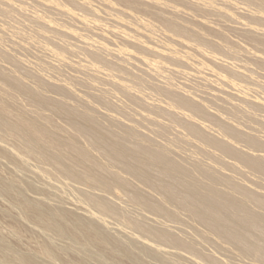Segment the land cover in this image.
<instances>
[{"label":"bare ground","instance_id":"1","mask_svg":"<svg viewBox=\"0 0 264 264\" xmlns=\"http://www.w3.org/2000/svg\"><path fill=\"white\" fill-rule=\"evenodd\" d=\"M28 1L31 0H27V2ZM34 1L35 9L43 10L45 12L44 15H39L37 12H34L35 10H29L24 1L18 4L14 0H0V11L5 13V15L9 16L11 19L16 20L20 23V28H18L16 31V34L20 38H27V40L30 39L32 42L36 43L42 40H53L55 42L56 46H54L56 48L47 49L46 52L51 51V53L56 56L52 58H58V64L61 63L62 66L68 64V62H70H67V60H69V56L71 60L73 59V57L74 59H76L77 57L79 58L80 56L75 55L80 54L81 61L77 63L80 58L77 59L78 61H75V63L77 64H73V67L76 69L77 76L78 72L85 78H81L80 76H71L70 79L74 81V86H77V84H79L83 86L82 88H86V92L85 94L81 93L82 95H80V93L77 94L78 92L76 93L75 89H73V83H59L62 81V76L61 81L58 79V81L55 82L52 81L53 76H50V74L48 73H45V75H49L52 80L49 78L46 79L47 76L43 78V73H41V76L39 72L38 73L40 76L31 75L29 72L33 70H31L32 66L30 68V71L26 69L27 66L23 68L24 70H22L21 63L18 60L19 58H16L20 55L18 56L14 54L16 56L15 57L14 55L10 54L11 52H8V50L10 49L9 46H11L10 44L9 46L7 45L9 49H5L0 46V164L3 163L4 166H10L8 167L10 168L8 169L10 170L8 171V173L5 169L4 171H2L3 168L1 169L0 167V198L2 197L3 200L5 199L9 203L8 205V203L4 202L5 207L8 206L5 208L3 207L4 204L0 202V204H2L0 205L2 207H0V216L2 219L4 218L7 220H5V223L7 225L9 223L8 227L6 226V224H4L6 227H3L2 224H0V264H151L152 262L150 263V260L148 261V259L154 260L155 262H157V264L183 263H181L180 259L182 258V261H184V256H177V258L179 257V260H176V257H174V255L169 258L172 253L168 252L169 249L167 251L165 248L160 247L161 243L165 245H172L173 248L175 247L177 249H187V252H190V254L191 252L201 254L202 251L199 250L201 247L198 248V246L196 245V241H188V239H184L181 235L177 236L178 233L174 234V230H168L169 227L167 226L168 228H166V225L164 226L165 228L158 226V228H155L156 226L150 227L148 223L146 224L144 222L145 219H142V222H140L141 219L139 217L138 218L140 219V221H138V218V220L136 218H134L135 220L132 219V217L128 215L127 211L125 210L126 207L123 206V209L120 204L119 206L118 204H116L117 201H115L116 203L110 201V197H105L107 196V194L102 196L100 194L97 195L99 191L97 193L95 191V193L93 192L94 189L98 188L104 189L105 193L109 192L108 194L110 195L113 193L114 198L116 196L115 200H118L120 198L122 199L119 194V192L121 191L122 196L123 194L125 196L127 195L126 197H128L127 199L130 201L129 203H134V206L135 203L139 204L143 207L142 209L148 211V213L150 212L154 214L156 218H168L171 222H177L178 220L180 221L183 218L180 217L181 213L179 214L178 212V209H181V211L183 210L186 214H188L187 217L183 214L187 218V220L190 217L194 219V221H198L202 226L206 227L210 231V233L213 234V236L214 234H216V237L217 235L220 236L224 239V241L226 240L227 243H233L235 246H237L236 248L241 252V254L243 253V255L247 254L249 256L253 255L254 258L256 257L257 260H259L258 263L264 264V189L262 188V186H259V190L261 188L263 191H256V189L254 188L251 190L245 187L246 185L244 186L237 182V180H235V178L237 179V177L234 178L233 176L227 174V171H229L227 170V168L232 169L237 165L239 166L240 164L242 167L239 166L235 168H240L241 170L235 169V171H233V174L237 173L236 176H239L238 178H240L242 174L244 175L245 172L243 173V171L248 168L250 170V173L253 172L252 175L255 174L253 176L257 177V179H254L256 180V183L260 182H257L258 180H261V183L264 180V154H258L259 152L257 154H255V152L253 153V151L264 152V115L260 114V116L262 117L258 118L253 114H258L256 113L258 111L257 109L256 112H253L255 110L254 108L259 107V110H261L260 108L263 106L262 101L264 98L263 95L261 97V94H264V86L263 88L260 87V89L257 88L256 90L257 92L259 90L263 92H260V96L258 95V97L262 98V101H260V98H258L259 100L256 101H252L251 98V100L249 101L246 98L247 96H245V93L243 94V92H241V94H243L244 96H241L242 98H238L240 95H235L236 91L233 92L234 94L232 95L235 96V98H231L232 96L230 95L229 99H227L228 96L226 97L227 94L225 93L224 99L223 97L222 99L220 97L221 100H219L218 95H221L222 92L221 90L219 91L220 93L217 91V95L215 91L214 94L218 96L215 97V95L213 94V90H215V87L212 90L210 86H205L206 88H210L212 90L213 95L210 93V89H208L207 92L209 93V95L207 93H203L206 92V90L203 89L204 86L202 85H205L206 82L209 83V81H206L204 83L203 79V84L199 80L197 82H200L201 90H205L201 91L203 94L202 95L200 91L196 90L199 87L198 84L197 86L195 84L196 80L202 75V69L200 67L203 68V65H201L200 67H198V69H201V75L198 74L199 71L197 67L194 69H190L191 72L189 71V74H194V76H196L195 73L198 71L197 75H200L198 78L196 77L197 79L194 77L195 83H193L195 87H197L195 88V90L202 95L201 97V95L198 93L200 98L197 97V99L194 98L196 97L195 95L197 93H191L192 95H194V97L192 95L190 96L189 94L190 92H196L195 90L193 91L194 88L192 89V91L190 89H186V91L183 89L186 94L182 93L183 91H180L182 90V86L180 85H183L181 84L183 77L181 81L176 79L180 82L179 87L176 86L178 84L173 83L175 82V72L174 70L171 71L172 69L170 70L167 67L172 72H170V77L164 74L168 83H165L167 81L162 75L161 77L165 79L163 81H165L164 83L168 85H166L165 87V84H163L161 80L160 82L164 87L162 86L163 88H161L160 86V88H158V86L156 87V85L158 84L154 83V89L157 91L159 96L158 102H150L148 101L150 99H147L145 97V99L148 101V103H145L146 100L143 101L142 97L138 96V93L136 95L134 90L136 87H138V85L140 88L147 78L142 77V75L137 73H131L124 65L126 64L125 60L128 59L127 61H129L131 57L133 59V57L136 56L135 54L137 53H133V50H138L137 52L140 54H144L146 52L145 56H148V52L156 54L160 57L159 60L170 59L174 61H182V63H185L186 65L188 63L185 62L186 60H192V63H194L198 58L197 54H200L207 60L216 63L217 57L215 56V58L213 54L209 55L207 54L208 51L206 52V50L210 48L226 54L225 57H228L229 55L228 59H230L231 56V58H237V62L240 59L242 62L244 61L243 64H239L241 63L239 62L238 65L236 61H233V58L232 60H230L231 62H227L228 60L226 61V58L225 61L228 64H226L224 67L227 70L222 71L224 70V67L222 69L219 66V69H222V73L227 71L229 72H227L228 74H226L228 76L231 75L232 80L233 78H237L238 76V79H241L240 77L245 78V73L247 74L249 69L251 71L250 67L253 66L263 67L260 71L263 72L264 55L262 56L261 54H256L255 49L259 48L262 54H264V0H240V3L243 2L242 4L246 6L245 10L242 7V10H244V12L246 11V15L243 16H246V18H248L247 20H244L245 17H241L244 21L240 18V15L242 14L239 13V15H237L236 13V11L240 9L239 0ZM218 1L220 3L222 2L224 7H222V4L220 5ZM218 4L221 7H218ZM224 9L228 11H225ZM78 10L83 12V14H79L77 12ZM101 13L112 17L114 19L113 21L117 24V27L120 25L121 28H125L124 31L116 32L115 29V32L113 31V29L111 31H113L112 33L114 37L118 39L120 38L119 42L120 40L123 41L122 43H120V45L122 44L121 46L124 45V42L125 44L128 43V45H133L128 46L131 50L127 49L128 47L125 48L124 46L118 49L116 48L118 46H114L117 50H115L114 47H112L113 49H111V47L109 46L112 44H108L109 46L106 45L108 41L104 44L93 39L94 37L92 38V40L86 36L87 33L84 30L83 32H85V36H82V31H80V34L78 33V29L88 28L90 22H92L91 20H94L95 16L100 15ZM144 15H146L147 17H145ZM0 18L2 19L3 17ZM98 19L99 18H96V20ZM245 21H247L248 23ZM0 23L2 25V22ZM108 24L109 23H107L106 26H108ZM95 25L99 29H103L106 27L104 23L103 25L105 27H102V24L100 25V22L99 24L96 23ZM28 26L31 28V31L35 29L33 30L35 34L32 33L34 35L30 36L31 32L29 36L28 34H26L27 30L24 28ZM7 27L5 28L7 29L6 33H8ZM1 28L3 29L4 25ZM10 28L13 29V27ZM2 29H0L1 32ZM14 30H12L13 33H15ZM13 33H11L12 36ZM98 33L99 35L101 34L100 32ZM158 33L162 34L160 36L164 35L167 39V42L169 41L170 43L162 49H158L160 48L158 46V48L156 46H153L155 41H159L160 37L157 36ZM228 33L229 37L231 34L230 38L228 37ZM88 34L90 35V33ZM232 34H234L235 36ZM236 36L237 38H240L239 40L243 39L248 45L257 48L248 46V48H252L250 49V51L252 50V53L248 50L247 47H244L245 45H242L244 41H239L241 44L234 43V41H238ZM2 38L4 39V37ZM142 38H145V40H143ZM3 39H1V41ZM23 39L20 40L24 41ZM113 40L114 38H112L111 42H113ZM146 40H149V43L150 41H153L152 46L146 44ZM53 41L51 42L53 43ZM3 42L2 45H4L8 41ZM173 42L174 44H179V46H182L183 49L186 50L177 52L176 50L178 48L172 44ZM79 43L81 44L79 45ZM19 44L20 42L17 45ZM23 44L25 45V43ZM113 44L115 45L114 42ZM24 45H22V47ZM41 45L39 46L41 47ZM15 46L16 45H14L13 47L15 48ZM54 46L51 45L50 48ZM132 47L135 48L132 50ZM30 48L32 49V47ZM213 50L211 52H213ZM39 52H37L39 54V56H37L38 58L41 57L42 51L41 53ZM46 52L44 53L45 55ZM194 52L196 55L195 57H197L196 59L194 57ZM257 53H259L258 50ZM48 54H50V52L47 53V57L49 56ZM72 55L74 56L71 57ZM50 56L48 58H44L43 56V58L48 59V62L51 63L50 59L52 60V58H50ZM141 56H143L142 58L144 59V55ZM55 59L54 62L57 61ZM199 59L201 58L199 57ZM221 60H224L223 57L218 61L220 62ZM133 61L138 60L135 59ZM40 62H42V65L37 64V66H49L46 60V63H44V60ZM144 62L150 65V69H152L151 66L156 68L160 72L167 69L164 68L166 67L164 65V67L162 68V66L154 64L153 61H151L153 63L149 62V59L144 60ZM233 62L238 65L236 67L247 69V72L244 71V73L242 70H239L240 68L237 70H235L234 67L231 68V65L229 63L233 64ZM130 63L132 62H127V66L129 65L128 67L132 69L130 67ZM197 63H199V60L197 61ZM37 66H35V68ZM70 66L69 67L72 69V63ZM29 67L30 66H28L27 68ZM42 67L39 66V68ZM63 68L68 69L67 66H63ZM52 69L57 71L59 70L58 67H52L51 70ZM213 69L214 67L211 71H213ZM215 69L217 68L215 67ZM215 69L214 71H217ZM182 70L184 71V68ZM192 70H195L196 72L192 73ZM158 71L156 73L160 76V73H158ZM252 71L254 72L253 68ZM178 72L179 71H177V73ZM51 73L53 74L54 72ZM115 73H118L121 77L120 81H113L116 79V77L112 78L113 80L111 79L112 75ZM141 73L146 74L147 70ZM186 73H188V71ZM56 74H54V78ZM60 74L61 73L57 74L58 77L60 76ZM72 74L74 75V72ZM183 74L185 77L188 76L187 74L185 75L184 72ZM205 74L207 73L205 72ZM214 74L215 72L213 73V75ZM249 74L250 72H248V75ZM64 75L65 73H63V78L67 76ZM150 75H152V72L151 74L149 73V77ZM172 75H174V78L172 77ZM252 75H254V73ZM263 75L264 74H262V76ZM228 76H224L225 82L227 78L231 79ZM262 76L260 77L259 73V77L262 78ZM157 77L158 76L156 75L155 78ZM201 77H203V75ZM253 77L249 76L248 81L250 82L251 78L253 79L252 81L255 82L256 80L258 82L261 81L257 79L258 77L256 79V76L254 78ZM151 78H149L148 81H150ZM171 78H173L174 80ZM246 78L242 81H246L247 83ZM129 79H132V84H129L125 81H129ZM207 80H209V78ZM111 81L114 82L119 91H121L123 97L122 103L124 100V94L126 96L125 98H128L125 100H129V102L131 101L129 104L138 103L139 106L141 104V106L146 109V112H144L145 109L142 107L143 114H147V109H149L150 111L157 114L160 118H166L170 122H168L167 120L166 124L164 123V121L166 120H159V118H155L156 115L155 117H152L151 114H144V116H139L138 114L136 118H134L135 116L133 118L130 117L134 121H138L139 116L140 121L144 120L143 122H146L149 131L146 132V130L144 129L145 131H142V133L140 131L141 129H138V126H140L139 122V125L136 126L135 124L137 123H128L129 119L127 118V122H125L121 118L119 119V117H117V119L113 116L114 113L108 115H106L107 113L105 115L97 114L95 112L97 110L94 109L95 103L108 105L107 109L108 111H111V109H109V106L112 107V105L110 104L111 101L107 99H109V96L110 98L112 96H108L110 90L103 92L102 90H100L101 87H98V89L100 88V91L97 92L95 89L96 85L103 82H108L106 83V85H110L109 82ZM151 81L150 83H153ZM215 81L213 80L212 82ZM223 81H220V83H223ZM255 82L253 84H249H251V86L253 87L254 84L256 85L257 83ZM185 83L186 80L184 81L183 88H188L189 86L186 87V85L192 84ZM216 83L214 85H216ZM228 83H231V81L229 82L228 80ZM236 84L238 83L236 82ZM239 84H242L240 83V80ZM222 85L224 84H221V86H219L222 87ZM229 85H227L226 89L234 88L235 83L234 86L233 84H231L233 87L231 85V87H229ZM243 86L244 85H242V89ZM256 86L261 85L259 84ZM224 87H226V85ZM77 88L79 89V86ZM142 88L144 87H141L140 89ZM148 88L149 87H147V91H152L151 88L150 90H148ZM155 90L153 91L154 93H156ZM111 91H113V89ZM138 91L140 90L138 89ZM250 92L253 93L252 90ZM114 93L115 92H113L112 94ZM151 93L148 92L147 94H149L150 96L154 94ZM229 94H231V92ZM114 96L117 97L116 95ZM112 99L113 98H111L110 100ZM209 99H216L217 101H219V103L216 104L217 106L212 105L213 103L211 101L212 106H209V109L215 111L214 107L216 109L218 108L217 111L213 113L211 110H208V105L210 103H207L210 102ZM232 99L236 101L242 99L241 102L246 106L241 105L242 103H237L238 101H232ZM119 103H116L115 105L118 104V107L120 105L123 106L122 103L120 105ZM125 103L128 106L127 102ZM138 104H136V109L137 107H139L137 106ZM104 105L103 109H105ZM121 106L119 108V111H127V108L125 109V107ZM133 106L134 104H132L131 108L129 105V108L134 109ZM100 111L102 110L100 109ZM115 111L116 110H114V112ZM137 111H135L134 114L139 113L141 109L139 108V110ZM263 111L261 110L260 113H262ZM131 112L133 113L134 111L130 110V112L126 113L131 114ZM117 113L119 114V112ZM222 113H224L225 116L222 115ZM120 114L123 115L124 113ZM226 114H228L229 116L227 115L228 117H226ZM124 116L127 115L124 114ZM141 116H143V120L140 119ZM58 118H62L65 121V124H62L63 122L60 123L58 121ZM133 120H131V122ZM243 120L250 121L249 126L247 125L248 131H246V128H242V126L245 123L248 124V122H242L243 125L241 123L238 124L239 121ZM251 120L254 123H251ZM121 121L128 124H123ZM142 125L144 124H141V126ZM245 125L243 127H246ZM214 127L218 129V134H214L213 130V133L211 132V128ZM178 129H181L179 130L181 131V134ZM259 130H263V134H261V132L258 135L257 132H259ZM174 131L177 132L175 137ZM144 132H146L147 134ZM182 132L183 134L185 133V136H181ZM148 133L155 134L156 136L158 135L157 138L161 136L165 138V141L163 142L162 140V142H159L161 140L157 141V138H153V136H150ZM172 133H174V135ZM171 134L172 137H169L171 136ZM190 139H196V141L200 142L201 145L197 146V143H195L196 141L192 142ZM191 142L193 147L197 146L195 148V152H193L192 154L193 156L195 155L196 158H194H198V160H193L190 159V157L186 158L182 156L184 148L189 146ZM194 144L196 146H194ZM9 145H11L12 147H10ZM192 145H190L191 149ZM239 145H246L247 147H249V150H252V152L242 150ZM210 148H213V152ZM214 150L217 151L219 155L216 154ZM187 154L185 153L184 156H186ZM205 156L214 159V164L210 163L209 161L208 162L210 163V165L209 163L205 164V161H202V163L199 159L200 157ZM226 156L233 158L235 160L234 161L232 159L233 162L237 164L234 165V163L230 164L231 162H226L227 159H223V157ZM26 157H29V160L32 159L36 164H46L49 165L48 167L51 166L54 171L50 168L48 169L61 175V177H65L66 180L68 179V182L71 181L72 184L75 183L78 185H83V187L85 186L86 188H83L74 184V188L76 187L75 190L78 189L83 195V197L81 196V198L79 199L83 198L82 200L85 201L84 204H86L87 207L92 206L94 210L100 214V216L96 213L91 212L88 209L89 207L87 208L80 203V207H78V210L66 206L67 204L64 203V201L66 200L58 196V193L54 194V191L50 189L51 187L47 186L48 181L46 182L45 187L42 186L44 184H41L39 187H42L38 188L32 182L34 181L33 179L31 181L27 179L28 176H24L28 173H31L32 178V172H30L32 168H30ZM40 167L44 166L40 165ZM36 168L37 167H35V169ZM45 168L46 166L44 167V169ZM225 168L227 170L226 173L223 171ZM243 168L245 170H242ZM33 169L32 171L35 170ZM248 169L246 172H248ZM50 170H45L47 171V173L49 171L48 175H51L50 173H52ZM239 170L242 171V173L239 172ZM37 171L34 172L35 177L36 175H38V177L43 178L44 176L42 174L44 171L42 170L43 172L41 173ZM4 172L6 173L4 174ZM17 172L22 173L25 178H21L22 176L20 177V175H17L19 174ZM247 174L248 173H246L244 176L247 177ZM241 178L243 179L244 177ZM40 180L38 179V181ZM244 180L248 179L244 178ZM43 181L44 180L42 179V182ZM51 182L52 181H50V183ZM63 183L65 184H63L64 186H67L66 184L70 185V182ZM57 187L53 186V188ZM60 189L62 188L60 187ZM148 190L150 191L148 192ZM27 191H33L38 194V196L33 197L35 196L34 194L32 197H29V193ZM152 191L153 193L155 192L156 194H158V197L154 195L155 193L152 194ZM122 192L125 193L122 194ZM53 196L56 197V203H51V199ZM124 197L123 199H125ZM121 202L123 203V201ZM126 204L127 203H124V205ZM173 207H175V209L178 211H176ZM135 214H138V212ZM101 215H103L104 217L109 216V218L111 219L114 218L113 221H120L121 223L118 222V224H121H119L120 227L128 226V228H132L133 231L135 230L134 232L137 231L139 232V234L141 233L143 237L146 236L154 240V244L151 242L152 240L148 238L138 239V235L136 237V235L134 234V238L133 236H130L132 237V239H129L130 241L123 240L124 238L112 234L109 229L110 227H108L109 223L112 224L111 221L109 222V220L105 219ZM148 218L152 219L151 216ZM154 219H152V222ZM152 222L150 221L149 224L151 223L153 225ZM181 222H179V224ZM186 222L187 221H184L185 224ZM190 222L187 223L191 225L193 221L192 223ZM159 225L162 224L159 223ZM117 229L119 233V229L121 231L122 228ZM123 231L125 234L126 231ZM177 231L175 230V232ZM180 232H183V230H180ZM198 232V235H200L201 233V237H203L205 234L200 231ZM27 235H29L30 237H27ZM26 237L28 238V240L30 238V243H25V245L29 244L28 246L24 245V239ZM157 241L160 243V246H158V244L155 245V242L158 243ZM220 242L222 241H219V243ZM197 244L201 246L200 242ZM206 246L210 245L206 244ZM203 248L204 247H202V249ZM212 248L215 249V247ZM214 249L212 251H214ZM232 251L233 248H231V252ZM179 252H177L176 255H178ZM240 252L236 251V253H239V255ZM207 255L209 256V253ZM247 255L245 256L246 258ZM172 258H175V260ZM211 260H213L212 257ZM242 262L244 263V261Z\"/></svg>","mask_w":264,"mask_h":264},{"label":"rangeland","instance_id":"2","mask_svg":"<svg viewBox=\"0 0 264 264\" xmlns=\"http://www.w3.org/2000/svg\"><path fill=\"white\" fill-rule=\"evenodd\" d=\"M14 1H16L18 4H20V2H23V1H24L25 5H27V7H28L29 10H31V11H34V10H35L34 12H37L39 15H44V14H45V12H44L43 10H36V9H35V1H34V0H31V1H28V2H27V0H26V1H25V0H14ZM26 3H27V4H26ZM218 3H219L220 5L222 4V2L220 3L219 1H218ZM242 3H243V2L240 3V0H239V4H240V5H239V8H240V9H238V10L236 11V13H237V15H239V13L242 14V15H240V18H241V17H243V18L245 17L244 20H247L248 18H246V16H243V15H246V11L244 12V10L246 9V8H245L246 6H245L244 4H242ZM219 4H218V5H219ZM241 4H242V5H241ZM220 5H219L218 7H221V6L224 7L223 4H222L221 6H220ZM240 6H241V7H240ZM242 7H243L244 10H242ZM224 10H225V11H228V10H226V9H224ZM242 11H243L244 14L242 13ZM252 11H254V10H252ZM39 12H40V13H39ZM77 12H78L79 14H83V12H81V11H79V10H78ZM101 16H102V17H101ZM103 16H105V17H103ZM144 16L147 17L146 15H144ZM0 17H3V18H2L3 21H2V19L0 18V20H1L0 22H2V25H1V23H0V29H2L1 27L4 25V28L2 29V32H1V30H0V34L3 33L4 31H5L4 33H6V30H7V29H5V28H6L7 26H9V27H7V28H8V31H7V32H8L9 34H8V33H6V34L3 33V34L0 35V38H1V39H3L2 37H4V39H3L2 41H1V39H0V46H2V48H5V49H6V48H8L9 44L11 45V46H9L10 49L8 48L9 50H8V49H7V50H8L9 53L11 52V53H10L11 55H14V54H15V55H18V56L20 55L19 57H16L15 55H14V56H15L16 58H19L18 60H19L20 63H21V68H22V70H24V69H23L24 67H26V66H27V67L30 66L29 68L26 67V69H27L28 71H30V68H31V66H32L31 70H32V69H33V70L29 72L31 75H34V76H37V75L40 76V75H41V76H42L41 73H43V78L47 76L46 79H48V78L51 79L50 76L52 75V76H53V78H52L53 80H52V79H51V80H52V81H55V82H57L58 79L61 81V76H62V81L59 82V83H65V82H71V83H73V82H74V81H72V80L70 79V77H71V76H77V75H76V69L73 67V64H77V63H79V62L81 61V55H80V54H76V55H75V56H80V57H79L80 59H79L78 57H77V58L75 57L76 59H74V57H73L74 55L71 56V57H73V59H71V60H70V58H69L70 56L68 57L69 60H67V62H68V61L71 62L72 60L74 61V63H73V61L71 62V63H72V69H73V71H72V69L70 68V67H71V66H70V65H71L70 62H68L69 65H68V64L63 65L64 67L67 66L68 69H69V68H70V69H69V70H68L67 68L64 69L63 66H62V64H61L60 62H59L60 64H58V60H57L58 58H56V59L54 58L55 60H57V61L54 62V59H53L52 57H54L55 55H54L53 53H51V51H47V52H46L47 49H55V48H56V47H55V46H56V45H55V42H54L53 40H51V41H53V43H52L51 41H49V40H45V41L42 40L43 43H42V41H40V42H41V44H44V45H41L40 42H37V43H36V42H32L30 39L27 40V38H24V39H23V38H20V37L16 34L17 29L20 28V23H19L18 21H16V20L11 19L9 16L5 15V13H3V12H1V11H0ZM108 17H109V18H108ZM145 17H144V18H145ZM96 18H99V19L96 20ZM107 18H108V22H107ZM197 18H198V17H197ZM199 18H201V17H199ZM10 19H11L12 21H11ZM92 19H94V18H92ZM103 19H105L106 22H105V20H103ZM241 19H242V18H241ZM8 20H9V21H8ZM113 20H114V19H113L112 17L107 16V15L101 13L100 15L95 16V19H94V20H91L92 22H90V25H89L88 28H86V29H84V28H80V29H82V30L78 29V30H79L78 33L80 34V33H81L80 31L83 32V30H84L87 34L90 33V35H89V34H88V35L86 34V36L89 37L90 39H92V38L94 37L93 39H95V40L98 41V42L104 43V44H105V42L108 41L106 45H108V44H112L113 46H112V45H110V46L108 45L109 47H111V49H113L112 47H114V46H115V47L118 46V47H116L117 49H118V48H122L123 46H124L125 48H127L128 46H133V45H131V44L128 45V43L125 44V42H124V45L121 46L122 44L120 45V43H122L123 41L120 40V42H119V39H120V38L118 39V38H116V37L113 36V33H112V32L114 31V29H115L116 32L124 31V30H125V28H124V27L121 28L120 25L117 27V24H116ZM242 20H243V19H242ZM244 20H243V21H244ZM94 21H95V22H94ZM249 21H250V20H249ZM99 22H100V25L102 24V27H103L104 25L106 26L107 23H109L110 26H109V24H108V26H106V27L104 26L105 28H103V29H99V28H97L96 25H95L96 23L99 24ZM245 22H247V21H245ZM5 23H6V24H5ZM17 23H18L19 25H18ZM103 23H104V25H103ZM105 23H106V24H105ZM113 23H114V24H113ZM247 23H248V22H247ZM14 24H15V25H14ZM214 24H215V23H214ZM92 25H93V26H92ZM10 27H13V29L10 28ZM95 27H96V28H95ZM90 28H91V29H90ZM117 28H118V29H117ZM123 28H124V29H123ZM10 29H12V30L15 29V30H14L15 33H13V31L10 30ZM24 29L27 30V33H26V34H28V36H29L30 32H31L30 36H32V35L35 34V32L33 31V30H35V29L32 28L33 30L31 31V30H30L31 28H30L29 26L26 27V28H24ZM112 29H113V31H111ZM116 29H117L118 31H117ZM26 30H25V32H26ZM103 31H105V32H103ZM115 31H114V32H115ZM127 31H128V30H127ZM10 32L13 33V36H12V34H11ZM85 32H83L82 36L85 34ZM94 32H95V33H94ZM98 32H100L101 34L99 35ZM32 33H34V34H32ZM94 34H95V35H94ZM105 34L108 35V36H106ZM158 34H159V33H158ZM158 34H157V36L160 37V38H159V41L157 40V42L155 41V43L153 44V41H150V43H149V40H148V41L146 40V44L151 45V46H152V44H153V46H156V47L158 46V47H160V48L157 47L158 49H162V48L166 47L168 44H170L169 41L167 42V39L165 38L164 35H163V36H160V35H162V34H161V33H160L159 35H158ZM6 35H7V36H6ZM91 35H92V36H91ZM97 35H98V36H97ZM104 35H105V36H104ZM232 35H234V34H232ZM9 36H10V37H9ZM15 36H16L17 38H16ZM84 36H85V35H84ZM90 36H91V37H90ZM100 36H101V37H100ZM102 36H103V37H102ZM234 36H235V35H234ZM7 37H8V39H10V40H8ZM104 37H105V38H104ZM162 37H163V39H162ZM228 37H229V33H228ZM230 37H231V34H230ZM230 37H229V38H230ZM232 37H233V36H232ZM102 38H104V39H102ZM110 38H111V39H110ZM112 38H114L113 42L115 43V45L113 44V42H111V41H112ZM233 38H234V37H233ZM236 38H237V36H236ZM20 39H21V40L23 39L24 41H21ZM93 39H92V40H93ZM142 39L145 40V38H142ZM160 39H161L162 41H161ZM165 39H166V40H165ZM234 39H235V38H234ZM234 39H231V40H234ZM239 39H240V38L238 37V38H237L238 41H236V42L234 41V43L241 44L239 41H241V42L244 41L243 39H242V40H239ZM11 40H12V42H11ZM17 40H18V43L20 42L19 45H17V44H18V43H17ZM163 40H164V41H163ZM231 40H230V41H231ZM3 41H5V42L8 41L9 43L6 42L4 45H2V44L4 43ZM46 41H47V42H46ZM2 42H3V43H2ZM44 42H46V43H44ZM48 42H51V43H48ZM166 42H167V44H166ZM232 42H233V41H232ZM11 43H12L13 45H12ZM23 43H25V45H24ZM244 43H246V42L244 41L243 44H242L243 46L245 45L244 47H247V48H248V46H250V45H248L247 43H246V44H244ZM26 44L28 45V47H27ZM33 44H34L35 46H34ZM46 44H48V45L51 44L52 46H54V45H55V46L52 47V48H50L51 45L48 46V45H46ZM80 44H81V43H79V45H80ZM116 44H117V45H116ZM155 44H156V45H155ZM164 44H166V45H164ZM172 44L175 45V46L178 48V49H177V48L175 47V48L177 49V50H176L177 52H178V51H185V50H186V49H183L182 46H179V44H177V43L174 44V42H173ZM5 45H6V46H5ZM7 45H8V46H7ZM14 45H16L15 48L13 47ZM22 45H24L25 48H24V46L22 47ZM30 45H31V46H30ZM39 45H41V47H40ZM161 45H162V46H161ZM17 46H18V48H17ZM19 46H20V47H19ZM46 46H47V47H46ZM30 47H32V49H31ZM42 47H44L45 49L42 48ZM115 47H114V49H115ZM250 47H253V46H250ZM0 48H1V47H0ZM134 48H135V47H132V50H133ZM253 48H257V47H253ZM39 49H40V50H39ZM117 49H115V50H117ZM127 49H129V47H128ZM209 49H210V48H209ZM209 49H207L206 52L208 51L207 54H209V55L213 54L214 57H215V56L217 57V59H216L217 62H216V63H213V62L207 60L204 56H202V55H200V54H197V53H196V54L198 55V56H197L198 58L195 57V56H196V55H195V52H194V57H195V59L197 58V59L199 60V63H197V61H198L197 59H196V61H195L194 63H192V62H193L192 60H186L185 62H188L187 65H186L185 63H182V61H174V60H170V59H168L169 61H168V60H162V59H161L162 61H166V62H162L161 60H159L160 57H159L158 55L148 52V56H147V55L145 56V53H146V52H145L144 54H143V53L140 54V53L137 52L138 50L136 49L137 51L133 50L134 52H133V51H131V52H133V53L136 52L137 54H135V55H136L137 57L135 56L136 58L133 57V59H132V57H131V58L129 59V61H127L128 59L125 60L126 64H124V65H125V67L128 69V71H130L131 73H137V74L142 75V77L147 78L146 81L144 82L145 86H144V84H142V86L140 85L141 87H144V88L140 89L141 87L139 88V85H138V87H136L135 90H134V92L136 93V95H137V93H138V96L142 97L143 101L146 100V99H145V97H146L147 99H148V98L150 99V100H148V101H150V102H152V101H153V102H156V101L158 102V100H159V96H158L157 91L154 89V87H155V86H154V83H155V84H158V85H156V87L158 86V88H160V86H161V88H163L164 86L166 87V85H168V84H165V83H168V81H167V79H166V77H165L164 74H166V75H168V77H170V75H171V73H172L171 71H173V70H174V72H175V74H174V75H175V82H173V83H174V84L177 83L178 85H176V86H178V87H179V85H180V82L177 81V80H180V81H181L182 77H183V79H182V81H181V82H182L181 84L184 85V81H185V80H186V83H190V84L192 83V84H193V83H195V78H196V77L198 78V77L202 74L203 77H201L202 75L200 76L201 78L199 77L201 80H200L199 78H198V79L196 78L197 80H196V83H195L196 86H197V84H198V86H199L198 89H196V90L200 91L201 94H202L201 91H205V90H206V92H203V93H207V92H208V89L212 88V90H213V88L215 87V88H214L215 90H213V91H214L213 94L215 93V91H216V93H217V91L219 92L220 90H221V92H222V94H223V96H222V94H221V95H218V93H217V95H218L219 97H218L216 94H214L215 97L217 96L219 100H221L222 97H223V99H224L225 93L227 94L226 97L228 96L227 99H229L230 95L232 96V95L234 94L233 92L236 91L237 94L235 93V95H240L238 98H242L241 96H244V95H245V96H247L246 98H247L249 101L251 100V98H252V101L259 100L258 98H260V99H261L260 101H262V98H261V97H262V95H263V98H264V94H261V93H263V92H262L261 90H259V89H260V87L263 88V86H264V83H263V80H264V79H263V78H264L263 76H264V75L262 76V74H264V73H263V72H264V71H263L264 69L262 70L263 72H260L261 69H262L263 67H260V66H256V67L253 66V67H250V68H251V71H250V69H249L248 72H250V74L248 75L247 69H242L241 67H236V66H238L239 64H243L244 61L242 62L241 59H240V60H238V62H237V58H233V57H232L234 62L236 61L237 64H238L239 62H241V63H239L238 65H236V63H234V62H233V64H232V63H229V64L231 65V68L234 67L235 70H237V69L240 68L239 70H242L243 72H244V71L247 72V74L244 72L245 75H246L245 78L247 77V78H246V79H247V83H246V81H242V80L245 79L244 77H240L241 79H238V77H239V76H238L237 78H233V80H232L231 75H230V76L227 75V74L229 73L228 71H227L228 73H227V72H223V73L221 72V70L223 69V67H224L226 64H228V63H226V61L228 60L227 62H231V61H230V60H232L231 56H230V59H228L229 55H228V57H227V56L225 57L226 54H224V53H222V52H220V51H219V52H220V53H219L218 51H215V50H213V49H210V50H209ZM250 49H252V48H248L249 51H250ZM10 50H12V51H10ZM31 50H33V51H31ZM43 50H44V52H43ZM129 50H131V49H129ZM212 50H213V52H211ZM255 50H256V51H255L256 54H259V55L261 54L262 56L264 55V54H262V52L260 51L259 48L255 49ZM257 50L259 51V53H257ZM22 51H23V52H22ZM30 51H31V52H30ZM39 51H40V52H39ZM41 51H42V53H41ZM253 51H254V49H253ZM24 52H26V53H24ZM32 52H33V53H32ZM35 52H36V53H37V52L41 53V57H39V58L42 59V60H40V59L37 57V56H39V54H38V53L36 54ZM45 52H46V55L44 54ZM49 52H50V54H48V55H49V56L51 55L50 58H52V60L50 59V62H51V63L48 62V61H49L48 59H44V58L47 57V53H49ZM214 52H218V53H214ZM250 52H252V50H251ZM192 53H193V52H192ZM252 53H253V52H252ZM255 53H254V54H255ZM43 54H44V55H43ZM215 54H216V55H215ZM24 55H25V56H24ZM141 55H144V59L142 58L143 56H141ZM155 55L158 56V57H156ZM218 55H219V56H218ZM43 56H44V58H43ZM49 56H48V57H49ZM48 57H47V58H48ZM55 57H56V56H55ZM139 57H140V58H139ZM146 57H147V58H146ZM149 57H150V58H149ZM152 57H153V58H152ZM194 57H193V60H194ZM199 57H200L201 59H199ZM216 57H215V58H216ZM222 57H223L224 60H223V61L221 60L222 62H221V61L219 62L218 60L222 59ZM224 57H225V58H224ZM34 58H35V59H34ZM37 58H38L39 60H38ZM134 58L137 59L138 61H133V60H135ZM138 58H139V59H138ZM141 58H142V59H141ZM145 58H146V59H145ZM226 58H227V59H226ZM241 58H242V57H241ZM21 59H22V61H21ZM77 59H79V61H78ZM131 59H132V60H131ZM140 59L143 60V61H141ZM148 59H149V62L153 61L154 64H156V65H160V66H162V68H163L164 66H166V67H164V68H167V67H168L170 70H171V69H172V70L170 71V70L167 68V69H165V71L160 72V71H158L156 68H154V67H152V66H151L152 69H150V65H148L146 62H144V60H148ZM225 59H226V61H225ZM238 59H239V58H238ZM25 60H26V61H25ZM35 60H36V61H35ZM43 60H44V63L47 62V64L49 65L48 67H42V66H41V65H42V62H40V61H43ZM45 60H46V62H45ZM76 60H77L78 62H77ZM201 60H202V61H201ZM242 60H243V59H242ZM27 61H28V62H27ZM33 61H34V62H33ZM75 61H76L77 63H75ZM130 61L132 62V63H130V67H131L132 69H130V68L128 67L129 65L127 66V62H130ZM167 61H168V62H167ZM37 62H38V63H37ZM52 62H54V63H52ZM134 62H136V63H134ZM139 62H140V63H139ZM143 62H144V63H143ZM153 62H151V63H153ZM174 62H175V63H174ZM201 62H202V63H201ZM167 63H168V64H167ZM195 63H196V64H195ZM203 63H204V64H203ZM219 63H220V64H219ZM221 63H223V64L225 63V64L223 65V64H221ZM32 64H33V65H32ZM37 64H41V65H38V66H37ZM51 64H53V65H51ZM128 64H129V63H128ZM166 64H167V65H166ZM177 64H178V65H177ZM208 64H210V65H208ZM213 64H214V65H213ZM216 64H217V65H216ZM34 65L37 66L36 68H37L38 71L36 70V68H35ZM134 65H135L136 69H135ZM140 65H141V66H140ZM163 65H164V66H163ZM176 65H177V66H176ZM180 65H181V67L184 68V71L182 70L183 68H181ZM201 65H203V68H204V69H203L202 67H200ZM204 65H205L206 69H205ZM207 65H208V66H207ZM230 65H228V66H230ZM39 66L42 67V68H44V69H46V70H44V69H42V68H39ZM69 66H70V67H69ZM146 66H147V68H146ZM174 66H176L177 68L174 67ZM219 66H220L222 69H219V68H220ZM33 67H34V68H33ZM52 67H58L59 70H58V71H57V70H53V69L51 70ZM196 67H197V69H198V67H200V68L202 69V71H201V69H198V71H199V72L197 71L198 74H200L201 72H202V73L198 76V75H197V72H196L195 70H192V71H193L192 73H195V72H196V73H195L196 76H194V74H189V73L191 72L190 69H194V68H196ZM213 67H214V69H215V67H216L217 69H215V70H217V71H214V69H213V71H211ZM143 68H145V69H143ZM185 68H186V69H185ZM252 68L254 69V72L252 71ZM255 68L257 69V71H256ZM259 68H260V69H259ZM26 69H25V70H26ZM41 69H42V70H41ZM134 69H135V70H134ZM155 69H156V70H155ZM258 69H259V70H258ZM43 70H44V72H43ZM49 70H51V71H49ZM74 70H75V71H74ZM141 70H142V71H141ZM146 70H147V73H146V74H145V73H141V72H143V71L145 72ZM162 70H163V69H162ZM167 70L169 71V73H168ZM225 70H227V69H225V67H224V70H222V71H225ZM34 71H35V72H34ZM46 71H47V72H46ZM56 71H57V72H56ZM59 71H60V72H59ZM154 71H155V73H154ZM157 71H158V73H160V76H159V74L156 73ZM166 71H167V72H166ZM177 71H179V72L177 73ZM180 71H182V72H180ZM187 71H188V73H186ZM189 71H190V72H189ZM200 71H201V72H200ZM31 72H32V73H31ZM36 72H37V73H36ZM38 72L40 73V75H39ZM49 72H50V73H49ZM51 72H54V73L52 74ZM58 72L61 73L59 77H58V75H57V74H59ZM70 72H72V73L74 72V75H73L72 73H70ZM151 72H152V75H150V77H149V73L151 74ZM170 72H171V73H170ZM174 72H173V73H174ZM183 72L185 73V75H186V74L188 75V76H187L188 79H187V77L184 76ZM205 72H206L207 74H205ZM214 72H215V74L213 75ZM252 72L254 73V75H255L256 77H255L254 75H252V74H253ZM255 72H257V73H255ZM33 73H36V74H33ZM45 73L50 74V76H49V75H45ZM56 73H57V74H56ZM63 73H65L64 76L67 75L65 78H63ZM153 73H154V74H153ZM203 73H204V74H203ZM216 73H217V74H216ZM226 73H227V74H226ZM259 73H260V77L262 76V78L259 77ZM54 74H56L55 78H54ZM77 74H78L77 77L80 76L81 78H85V77H83L82 75H80L78 72H77ZM143 74H145V75H143ZM208 74H209V75H208ZM222 74H223V75L225 74L224 76H226V77L228 76V77H230L231 79H228V78H227V80H226L227 83H226V82H225V77H224ZM256 74H257V75H256ZM44 75H45V76H44ZM69 75H70V76H69ZM154 75H155V76H154ZM156 75L158 76V77H157L158 79L155 78ZM161 75L166 79L167 82L163 81V80H165V79H164L163 77H161ZM174 75H172V77H173ZM192 75H193V76H192ZM206 75H207V76H206ZM221 75H222V76H221ZM247 75H248V76H247ZM146 76H147V77H146ZM151 76H152V78L154 77V78H153L154 81H153V79L151 78ZM176 76H177V78H176ZM180 76H181V78H180ZM190 76H191V79H190ZM209 76H211V77H209ZM212 76H213V77H212ZM214 76H215V77H214ZM249 76H251V77L254 76L255 79L258 77L257 79H258V80H261V81L258 82V81L256 80V82H257V83H256L255 81H252V80H253L252 78H251V79L249 78V79H250V82H249V81H248V77H249ZM114 77H116L115 80L112 79V78H114ZM117 77H118V79H117ZM148 77L151 78L150 81L152 80L151 82H153V83H150V81H148V79H149ZM159 77H160V78H159ZM192 77H193V78H192ZM194 77H195V78H194ZM232 77H233V76H232ZM235 77H236V76H235ZM254 77H253V78H254ZM120 78H121V77L119 76L118 73L113 74L112 77H111V79H112L113 81H116V80H117V81H120V80H121ZM173 78H174V77H173ZM173 78H171V79H173ZM206 78H207V79L209 78V80H207ZM210 78H211V80H210ZM212 78H215V79H212ZM242 78H244V79H242ZM259 78H260V79H259ZM63 79H65V80H63ZM66 79H67V80H66ZM156 79H157V83H156ZM176 79H177V80H176ZM184 79H185V80H184ZM203 79H204V83H205L206 81H209V83H207V82H206V83H207V84H212V85H207V84L205 83V85H202V86H204L203 89H205V90H201V88H200V82L197 83L198 80H199V81H201V83L203 84V82H202ZM255 79H254V80H255ZM262 79H263V80H262ZM161 80H162L163 84H165L164 86H163V84L160 82ZM173 80H174V79H173ZM173 80H172V81H173ZM187 80H188V81H187ZM193 80H194V82H193ZM213 80H214V81L217 80L218 82H217V81L212 82ZM223 80H224V81H223ZM228 80H229V82L231 81V83H228ZM234 80H235V81H234ZM237 80H238V81H237ZM239 80H240V83H242V84H239ZM125 81H126L127 83H129V84H132V83H133V82H131L132 79H129V81H128V80H125ZM220 81H223V83H220ZM164 82H165V83H164ZM216 82H217V83H216ZM236 82H237L238 84H236ZM248 82L251 83V84H253V83L255 82L256 85H259V84H260L261 86H256V85L254 84V86L252 87L251 84H249ZM106 83H108V82L98 83V84L96 85V88H95V89H96L97 92H99L100 90H102L103 92H104V91H107V90H110V91H109L110 93L108 94V96L111 95V96H112L111 98L114 99V100H113V99L110 100V99H111L110 96H109V99H107V100L111 101L110 104L112 105V107L109 106V109H111V111H110V110L108 111V109H107L108 105L95 103V104H94V109L97 110V111H98V109H99L98 112H97V111H95V112H96L97 114H99V115H105L106 113H107L106 115H108V114H112V113H114V114H115V115L113 114L114 117H116V118L119 117V119L121 118V119H123L125 122H127L126 120L129 119V120H128V123H130V124H133V123L135 124V123H137V124H135L136 126H138V125L140 124V126H138V127H139L138 129H139V130L141 129V130H140L141 132H142V131H145V130H146V132H148L149 130H148V128H147V124H146V122H145V123L143 122V121H144V120H143V116H144L145 113L143 114L142 109H143L144 107L141 106V104H140V106H139V104L136 103V104H138L137 106H139V107H137V109H136V104H135V103H131V104H129L131 101L129 102V100H128V101L125 100V99H128V98H125L126 96H125L124 94H123V96H124V100H125V101L123 100V103H124V104H123V103H122V98H123V97H122V93H121V91H119V89L116 87V85L114 84V82H112V81L109 82L110 85H108V84L106 85ZM186 83H185V84H186ZM215 83H216V85H214ZM225 83H226V84H225ZM234 83H235V86H234ZM76 84H77V83H76ZM100 84H102V85H100ZM111 84H112L113 86H112ZM161 84H162V85H161ZM192 84H191V85H192ZM221 84H224V85H222V87H220ZM229 84H230V85L233 84V86H234V88H232L233 90H232L231 88L226 89V88H227V85H229ZM148 85H149V86H148ZM152 85H153V87H152ZM183 85H180V86H182V90H180L181 87H180V89L178 88L180 91H183V89H184L185 91H186V89H190V90L192 91L193 88H194V89H193V91H194L195 88H197V87H195L194 84L192 85L193 87H192L191 85H189V84L186 85V87L189 86L190 88H189V87H188V88H183V87H184ZM217 85H218V86H217ZM219 85H220V86H219ZM225 85H226V87H224ZM230 85H229V87L232 86V85H231V86H230ZM238 85H239V86H238ZM242 85H244V86L247 87V88H245V87L243 86V89H242ZM73 86H74V83H73ZM73 86H72V87H73ZM75 86H76V85H75ZM75 86L73 87V89H75V92H76V93L78 92L77 94H79V93H80V95L85 94V92H86V88H82L83 86H81V85H79V84H77L76 87H75ZM78 86H79V89L77 88ZM146 86L149 87L148 90H150V88L152 87V88H151L152 91H147V87H146ZM162 86H163V87H162ZM205 86H206V87H207V86H208V87L210 86V88H206ZM233 86H232V87H233ZM98 87H101V89L99 88V89H100V90H99ZM223 87H224L226 90H225ZM235 87H236V88H235ZM237 87H238V88H237ZM145 88H146V90H145ZM244 88L246 89V91H245ZM257 88H259V89H258V90H259V91H258L259 94H258V92L256 91ZM97 89H98V90H97ZM112 89H113V91H111ZM114 89H115V90H114ZM138 89H139L140 91H138ZM216 89H217V90H216ZM263 89H264V88H263ZM141 90H144L146 94L144 93V91H141ZM154 90H155V92H156L157 94L153 92ZM196 90H195V91H196ZM212 90L210 89L211 92L209 91L211 94H212ZM227 90H228V91H227ZM251 90L253 91V93L250 92ZM102 91H101V92H102ZM137 91H138V92H137ZM188 91H189V90H188ZM188 91H187V93H188ZM225 91H227V92H229V93L231 92V94H229V93H227V92H225ZM263 91H264V90H263ZM111 92H112V93L115 92V93L112 94ZM141 92H142V93H141ZM148 92H150V93L152 92V93H154V94L151 93L152 95L150 96L149 94H147ZM189 92H190V91H189ZM241 92H243V94H244V93H245V94L243 95V94H241ZM255 92H256V94H255ZM260 92H261V93H260ZM81 93H82V94H81ZM182 93H185V94H186V92H184V91H183ZM191 93H192V94H193V93H195V94L197 93V94L195 95L196 97H194V95H192ZM198 93H199V92L196 91V92H190L189 94H190V96L192 95L194 98H197V97H199ZM200 93H199V94H200ZM219 93H220V92H219ZM201 94H200V95H201ZM207 94L209 95V93H207ZM211 94H210V96H211ZM213 94H212V95H213ZM228 94H229V95H228ZM251 94H252V96H251ZM254 94H255V95H254ZM260 94H261V97H258V95L260 96ZM114 95H116L117 97H115ZM147 95H148V96H147ZM202 95H203V94H202ZM202 95H201V97H202ZM113 96H114L115 98H114ZM253 96H254V97H253ZM119 97H120V98H119ZM157 97H158V98H157ZM220 97H221V99H220ZM107 98H108V97H107ZM116 98H118V99H116ZM199 98H200V97H199ZM231 98H235V96H232ZM231 98H230V100H231ZM249 98H250V99H249ZM255 98H256V99H255ZM151 99H152V100H151ZM197 99H198V98H197ZM213 100H214L215 104H214ZM109 101H108V102H109ZM116 101H118V102H116ZM120 101H121V102H120ZM148 101L146 100L145 103H148ZM209 101H210V102L207 103V104L210 103V104L208 105V110H209V111L211 110V109H209V106H212V105L217 106L216 104L219 103V101H217L216 99H212V100L209 99ZM211 101H212L213 104L211 103ZM216 101H217V103H216ZM232 101L237 102L238 100L236 101V100H233V99H232ZM239 101H240V102H239ZM239 101H238L237 103H242V102H241L242 99H240ZM119 102H120V103H119ZM125 102H127L128 106L126 105ZM235 102H234V103H235ZM243 102H244V101H243ZM262 102H263V106H264V99H263ZM113 103H114V105H113ZM116 103H119V105L122 103L123 106H121V105H120V106H121V107H125V109L127 108V109H126L127 111L122 112L121 109H120L121 111H119L120 106L118 107V106H117L118 104L115 105ZM244 103H245V102H244ZM132 104H134V106H135V107L133 106L134 109H130V108H129V105H130V107L132 108ZM211 104H212V105H211ZM103 105H104V108H105L107 111H106L105 109H103ZM241 105L246 106V105L243 104V103H242ZM95 106H97V107H99V108H97V107H95ZM113 106H115L116 108L113 107ZM214 106H213V107H214ZM263 106L260 108L262 111L264 110V107H263ZM142 107H143V108H142ZM213 107H210V108H213ZM96 108H97V109H96ZM113 108H114V110H116L115 112H114ZM139 108L141 109V111H140L139 113H137V112H138L137 110H139ZM100 109H101L102 111H100ZM129 109L132 110V111H134L133 113L131 112V114H134L135 111H137V112H136L137 114L131 115L130 113H126V112H130ZM135 109H136V110H135ZM144 109H145V108H144ZM217 109H218V108H217ZM217 109L214 107V110H215V111H217ZM254 109H255V110H254ZM254 109H253L254 111L252 110L253 112H256V111L258 110V111L256 112V113H258L257 115H256L255 113H253L256 117H258V118L260 117V118H261L262 116H260V114H261V115H264V111L262 112L263 114L260 113L261 110H259V107L254 108ZM256 109H257V110H256ZM112 111H113V112H112ZM143 111H144V110H143ZM211 111H212V110H211ZM215 111H212V113L215 112ZM103 112H104V113H103ZM117 112H119V114H118ZM144 112H146V109H145ZM120 113H124V114H126L127 116H124V114L121 115ZM141 113H142V114H141ZM153 113H154V112H152V111H150L149 109H147V114H149V115L151 114L152 117H155V115H156L155 118H159V120H160V119H161V120H166V121H164V123L167 124V120H168V119H166V118H164V119H163V118H160L157 114H155V113L153 114ZM117 114H118V115H117ZM138 114H139V116H140V115H143V116L140 117V119H142L143 121H140V120H139V116H138V121H134L133 119H131V118H133L134 116H135L134 118H136ZM147 114H145V115H147ZM130 115H131V116H130ZM222 115L225 116L224 113H222ZM227 115H228V114H226V117L229 116V115H228V116H227ZM121 116H123V117H121ZM157 116H158V117H157ZM224 116H223V117H224ZM130 117H131V118H130ZM126 118H127V119H126ZM59 119H62V118H58V121H59L60 123L63 122L62 124H65V121H64L63 119H62V120H59ZM117 119H118V118H117ZM130 119L133 120L134 122H133V121L131 122ZM263 119H264V118H263ZM263 121H264V120H263ZM121 122H122V121H121ZM138 122H139V124H138ZM141 122H142V123H141ZM162 122H163V121H162ZM168 122H170V121L168 120ZM242 122H243V123H244V122H248V124H247V123H245L246 125L244 124L246 127H243L244 125L242 124ZM252 122H253V121L251 120V123H252ZM122 123H123V122H122ZM128 123H123V124H128ZM240 123L243 125L242 128H243V129L246 128V131H248V130H247V129H248L247 127L249 126L250 121H247V120L244 121V120H243V121H239L238 124H240ZM253 123H254V122H253ZM141 124H144V125L141 126ZM168 124H169V123H168ZM170 124H171V123H170ZM247 125H248V126H247ZM140 127H142V128H140ZM144 129H145V130H144ZM216 129H217V128H215V127H214V128H211V132H212V130H213L214 134H218V129H217V131H216ZM179 130H181V129H178V131H179ZM183 131H184V130H183ZM262 131H263V130H259V132H257V134L259 135V133H261ZM146 132H144V133H146ZM179 132H180V134H181V131H179ZM184 132H185V131H184ZM213 132H212V133H213ZM142 133H143V132H142ZM174 133H175V135H174ZM174 133H172V134H173L174 137H175L177 132L174 131ZM185 133H186V132H185ZM185 133H184V134H185ZM146 134H147V133H146ZM148 134H149L150 136H153V138H155V139L158 137V135L156 136L155 134H152V133H148ZM172 134H171V136H169V137H172ZM184 134H183V132H182V135H181V136H183ZM261 134H263V132H262ZM261 134H260V136H261ZM263 135H264V134H263ZM263 135H262V136H263ZM154 136H155V137H154ZM184 136H185V135H184ZM159 138H161V139H159ZM159 138H157V141H158V140H161V141H159V142H162V140H163V142L165 141V138H163V137H161V136H159ZM162 138H163V139H162ZM190 138H191V137H190ZM191 139H192V138H191ZM191 139H190V140H191ZM191 141H192V142H193V141H196V139L191 140ZM192 142L189 144V146L192 145ZM195 143H197V146L201 145V143L198 142V141H196ZM9 146L12 147L11 145H9ZM185 146H187V145H185ZM189 146H187L188 148L186 147V148H184V150H183V153H184V154H185V153H186V154L188 153V154H187L186 156H184V154L182 153V156H183V157H186V158H187V157H190V159H193V160H194L196 157H195V155L193 156L192 153L195 152V150H196L195 148H196L197 146L194 144V146H196V147H193V145H192V149H191V146H190V147H189ZM239 146L241 147L242 150L252 152V150H251V149L249 150V149H248L249 147H247L246 145H239ZM210 149H211V148H210ZM247 149H248V150H247ZM212 150H213V148L211 149V151H212ZM214 151H215V150H214ZM212 152H213V151H212ZM215 152H216V154L219 155V153H217V151H215ZM254 152H255V154H257L258 152H259L258 154H264V152H260V151H253V153H254ZM194 157H195V158H194ZM26 158H27V160H28V164H29L30 168H32V169H33V168L35 169V167H37V168H36L35 170L33 169L34 171H32V169H31L30 172H32V178H31V173H28L27 175H24V176H25V177L28 176L27 179H29V180H31V181H32V179H33L34 181H32V182H33L38 188H41L42 186L45 187V186H46V182L48 181L49 184H48V182H47V186H48V187H51L50 189H51L52 191H54V192H53L54 194H55V193H56V194L58 193V194H57L58 196L64 198V200H66V201H64V203L67 204V205L65 204L66 206H68V207H70V208L72 207V208H74L75 210H78V207H80V204H82V205H84V206L87 207V205L84 204L85 201L82 200L83 198H82V199H79V198H81V196L83 197V195L81 194V192H80L78 189H76L77 191L75 190L76 187L74 188V184H75L74 182H73L74 184H72L71 181H69V182H70V183H69V182H68V179L66 180L65 177H63V176L61 177V175L57 174L56 172H52V171L50 170V169L53 170V168H52L51 166L48 167L49 165H46V164H38V163L36 164V163L33 162L32 159L29 160V157H26ZM223 159H227L228 161L226 160V162H229V163L231 162L230 164H233V163H234V165L237 164V163L235 164V162H233L234 159L231 158V157L226 156V157H223ZM232 159H233V160H232ZM195 160H198V158L195 159ZM199 160H200L201 162H202V161H203V162L205 161V164H206V163H209V162L212 163V164H214V159H212V158H210V157H207V156H205V157H200ZM208 161H209V162H208ZM234 161H235V160H234ZM30 162H31V163H30ZM203 162H202V163H203ZM210 163H209V165H210ZM212 164H211V165H212ZM40 165H42V166H44V167L46 166V168L44 169V167H40ZM31 166H32V167H31ZM239 166L242 167L240 164H239ZM239 166L237 165V166H235V167H239ZM0 167H1V169L3 168L2 171H4V169L6 170L7 173H8V171H10V170H8V169H10V168H8V167H10V166H6V165L4 166L3 163L0 164ZM235 167L232 168V169H230V168L228 169V168H227V170H229V171H227L226 168H225L223 171H224L225 173H226V171H227V174L233 176L234 178L237 177V179L235 178V180H237V182H239L240 184H242V185H244V186L246 185L245 187H247V188H249V189H251V190L254 188V189H256V191H263L261 188H260V190H259V186H260V187L262 186V188L264 189V187H263V186H264V183H263L264 180L262 181V183H261V180H258L257 182H259V181H260V182H259V183H256V180H254V179H255V178L257 179V177L253 176V175H255V174L252 175L253 172L251 171L252 173H250V170H249L248 168H246V170H245L244 168L242 169V170H245V171H243V173H244V172H245V174L248 173V174H247V177L244 176L245 174H244V175L242 174L243 176L241 175L240 178H238L239 176H236L237 173H236V174H233V173H234L233 171H235V169L238 170V169H240V168H235ZM6 168H7V169H6ZM38 168H39V169H38ZM48 168H50V169H48ZM1 169H0V170H1ZM46 169H47V170H50V171L53 173V174H52V173H50V174L53 175V176L48 175L49 171H48V173H47V171H45ZM247 169H248V172H246ZM29 170H30V169H29ZM37 170H39V171H37ZM42 170H43L45 173H44ZM237 170H236V171H237ZM240 170H241V169H240ZM240 170H239V172L242 173V171H240ZM2 171H1V172H2ZM36 171L39 172V173L43 172L42 175H43L45 178L47 177L46 179H45L44 177H43V178L41 177V178L45 181V183H44V181L42 182V179H41L40 177H38V175H36V177H38V178L35 177L34 172H36ZM53 171H54V170H53ZM6 172H4V174H5ZM229 172H230V174H229ZM237 172H238V171H237ZM17 173H19V172H17ZM46 173H47V176H46ZM6 175H7V174H6ZM17 175H20V177L22 176L21 178L24 177V176L22 175V173H19V174H17ZM249 175H250V176H249ZM251 175H252L253 177H252ZM33 176H34V177H33ZM54 176H55V177H54ZM57 176H60V177H57ZM256 176H257V175H256ZM25 177H24V178H25ZM241 177L247 178L248 180H244V178L242 179ZM35 179H36V180H35ZM38 179H39V180L41 179V180L38 181ZM239 179H240V180H239ZM238 180H239V181H238ZM243 180H244V181H243ZM50 181H52L51 183L54 184V185H52V184L50 183ZM242 181H243V182H242ZM253 181H254V182H253ZM41 182H42V183H41ZM57 182H58V183H57ZM63 182H65V183H69L70 185L66 184L67 186H64L65 184H64ZM61 183H62V184H61ZM246 183H247V184H246ZM41 184H44V185H42L41 187H39ZM55 184H56V185H55ZM63 184H64V185H63ZM75 185L77 186L78 184H75ZM53 186H55V187L59 186V187H57V188H53ZM78 186H79V187H83V185H78ZM60 187H61L62 189H60ZM66 187H67V188H66ZM222 187H223V186H222ZM257 187H258V188H257ZM83 188H86V187L84 186ZM65 189H66V190H65ZM98 189H99V188H98ZM98 189H94L93 192L95 191V192L97 193V192L99 191V192L97 193V195L100 194V195H102V196L107 194V196H105V197H107V198L110 197V199H111V200L109 199L110 201H113V203H114L115 201H117V203H116V202H115V203L118 204V206H119V204H120L121 207H123V206L126 207L125 210L127 211L128 215H130V216L132 217V219H134V218L137 219V218L139 217V218L141 219V221H140L139 218H138L139 220H138V219H137V220L140 221V222H142V221L145 219L144 222H145L146 224L148 223V225H150V227H152V226L155 227V226H156L155 228H158V227H162V228H163V227L166 225V228L169 227L168 230H170V229H171L170 231H173V230H174V231H173L174 234H175V233H178L177 236H180V235H181L184 239H188V241H189V240H190V241H196L197 243L200 242V245H201V246H199V244H197L196 242H195V243H196V245L198 246V248L201 247L199 250L202 251L201 254H203V255H201L200 253L197 254V253H193V252H191V254H190V252H187V249H186V250H185V249L182 250L181 248H180V249L178 248V249H179V250H178L177 248L174 247V248L176 249V250H175V249L173 248L172 245H168V244L165 245V244H162V243L160 244L158 241H157L158 243L155 242V245H156V244H158V246L161 245L160 247L165 248L167 251H168V249H169L168 252H171V253H172L171 256H169V258H171V257L174 255V257H176V260H179V259H178L179 257L177 258V256H181V257L184 256V258H183L184 261H182V258L180 257V258H181V259H180L181 263L183 262L182 264H199V263H200V264H213V263H214V264H256V263L259 262V260H257L256 257H255V258H256L257 261L255 260V258H254L253 255H251V256H253V257H251V256H249V255L246 254V255H247V258H246V257H245L246 255H245V254L243 255V253L241 254V252L236 248L237 246H235L233 243H231V242H228V243H227V241H226V240L224 241V239L221 238L220 236L217 235V237H216V236H215L216 234H214V236H215V237H214L213 234L210 233V231H209L206 227L202 226L201 223H199L198 221H197V222L194 221V219L190 218L189 216H188V217H189L190 219L188 218V220H187L186 217H187L188 214H186L183 210L181 211V209H178V210H179V211H178V210L175 209V207H173L176 211L179 212V214L181 213V214H180V217H181V218L183 217L180 221H179V220H178L177 222H175V221L173 222V221H172V222L174 223V224H173L168 218H164V217H160V218H158V217H157V218H158V219H157L156 216H155L154 214H152V213H150V212L148 213V211H145L144 209H142L143 207H142L141 205H139V204H136V203H135V206H134V203H133V204H132V202L129 203L130 201L127 199V198H128V197H126L127 195L125 196V195L123 194V193H125V192H122L123 196L121 195V191L119 192V194H120V196L122 197V199H123L124 196H125V197H124L125 199L122 200V199L120 198V199H118V200H115L116 196H115V198H114V194H113V193L110 195V194H108L109 192L105 193L104 189H102V188H100L99 190H98ZM102 190H103V191H102ZM149 191H150V190H148V192H149ZM27 192L29 193V194L27 193L29 197H32L34 194H35V196H33V197H37V196H38V194H36V193L33 192V191H27ZM95 192H94V193H95ZM65 193H66V194H65ZM110 193H111V192H110ZM154 193H155V192H154ZM154 193H153V191H152V194H154ZM263 193H264V191H263ZM30 195H31V196H30ZM62 195H64V196H62ZM108 195H109V196H108ZM154 195H156V196L158 197V194L155 193ZM159 196H160V195H159ZM54 197H55V196L52 197V199H51V203H56V201H55V200H56V197H55V199H54ZM1 198H2V197H1ZM1 198H0V202H1L2 204H4V202H5V203H8L7 200H5V199L3 200V198H2V200H3V201H2ZM112 199H113V200H112ZM74 200H75V201H74ZM120 200L123 201V203H122ZM118 201H120V202H118ZM124 201H126V202H124ZM127 201H128V202H127ZM74 202H75V203H74ZM79 203H80V204H79ZM124 203H127L126 205H129L130 207L124 205ZM2 204H0V205H2ZM76 204H77V205H76ZM121 204H123V205H121ZM130 204H131V205H130ZM8 205H9V203H8ZM0 207H1V206H0ZM3 207H5V204H4ZM6 207H8V206H6ZM6 207H5V208H6ZM88 207H89V208H88ZM88 207H87V208H88L91 212L96 213L97 215L100 216V214H99L97 211H95L94 208H93L92 206H88ZM124 207H123V209H124ZM128 207H129L130 209H129ZM133 207H135V208H133ZM137 207H138V208H137ZM1 208H2V207H1ZM127 208H128V209H127ZM176 208H177V207H176ZM132 209H133V210H132ZM138 209H139L140 211H139ZM134 210H135V211H134ZM143 210H144V211H143ZM137 212H138V214H139L140 216H139L138 214H135V213H137ZM141 212H142L143 214H142ZM146 212H147V213H146ZM145 213H146V214H145ZM151 214H152V215H151ZM183 214L186 215V217H185ZM137 215H138V216H137ZM148 215H150L152 219L155 218V219L153 220V222H152V219H149V218H148V217H150V216H148ZM101 216L104 217L103 215H101ZM133 216H134V217H133ZM106 217H107V218H106ZM104 218L107 219V220H109V222L111 221V223L113 224V225H112V224L109 223V225H108V227H110L109 229H110L111 233H112V234H115V235H117V236H119V237H121V238H124L123 240H126V241L128 240V241H130L129 239H130V238L132 239V237H130V236H133V238H134V237H135L134 235H136V237H137V235H138V237H137L138 239L148 238V237H146V236L143 237V235H142L141 233L139 234V232H137V231H136L137 233L134 232L135 230L133 231V229H132V228H128V226H125V227H122V226H121V227H120L119 224H120L121 222L118 221V220H114V221H113L114 218L111 219V218H109V216H105ZM3 219H4V218H3ZM3 219H2L1 216H0V224H2L3 227H6V226L8 227L9 223H8V225H7V224L5 223L7 220L4 219V221H3ZM142 219H143V220H142ZM148 219H149V220H148ZM165 219H166V220H165ZM167 219H168V221H167ZM184 219H185V220H184ZM5 220H6V221H5ZM134 220H135V219H134ZM157 220H158V221H157ZM116 221H117V222H116ZM147 221H148V222H147ZM150 221L153 223V225H152L151 223L149 224ZM181 221H182V222H181ZM184 221H187L188 223H189L190 221H191L190 223H192V221H193V223H192L193 225H192V224L189 225L187 222H186V224H185ZM1 222H2V223H1ZM8 222H10V221H8ZM118 222H120V223L118 224ZM144 222H143V223H144ZM163 222H164V223H163ZM179 222H181L180 224H182V225H180ZM145 223H144V224H145ZM159 223L162 224V225H159ZM170 223H171V224H170ZM183 223H184V224H183ZM4 224H6V226H5ZM114 224H115V225L117 224V225L115 226ZM163 224H164V225H163ZM120 225H121V224H120ZM122 225H124V224H122ZM170 225H171V226H170ZM175 225H176V226H175ZM178 225L181 226V227H179ZM188 225H189V226H188ZM111 226H112V227H111ZM118 226H119V227H118ZM157 226H158V227H157ZM167 226H168V227H167ZM170 227H171V228H170ZM172 227H173L174 229H173ZM182 227H183V228H182ZM187 227H188V228H187ZM194 227H195V228H194ZM117 228H122L121 231H120V229H119V233H118V231H117V230H118ZM123 228H124V229H123ZM127 228H128V229H127ZM164 228H165V227H164ZM176 228L178 229V231H177ZM180 228H181V229H180ZM185 228H186V229H185ZM193 228H194V229H193ZM179 229H180L181 231L183 230V232H180ZM187 229H188V230H187ZM123 230L126 231L125 234H124V231H123ZM127 230H128V231H127ZM175 230H176L177 232H175ZM122 231H123V232H122ZM198 231L203 232V233L207 234L208 236L205 235V234H204V236H203V234H202L203 237H201V233H200V235H198V234H199ZM121 232H122V233H121ZM128 232H131V233H128ZM184 232H185V233H184ZM197 232H198V233H197ZM187 233H188V234H187ZM118 234H120L121 236L118 235ZM122 234H123V236H122ZM127 234H128V235H127ZM131 234H132V235H131ZM133 234H134V235H133ZM183 234H184V235H183ZM211 234H212V235H211ZM28 236H29V235H27V237H28ZM126 236H128V237H126ZM139 236H140V237H139ZM188 236L190 237V239H189ZM194 236H195V237H194ZM205 236H206V237H205ZM27 237H26V238H27ZM29 237H30V236H29ZM141 237H142V238H141ZM182 237H181V238H182ZM185 237H186V238H185ZM187 237H188V238H187ZM192 237H193V238H192ZM199 237H200V238H199ZM209 237H210V238H209ZM213 237H214V239H213ZM26 238L24 239V245H25V243H26V244H27V243H30V238H29V240H28V238H27V239H26ZM126 238H127V239H126ZM206 238H207V239H206ZM208 238H209V239H208ZM211 238H212V239H211ZM148 239H150V238H148ZM200 239H201V241H200ZM204 239H205V240H204ZM210 239H211V240H210ZM221 239H222V240H221ZM26 240H27V242H26ZM150 240H152V239H150ZM218 240H219V241H222V242L224 241V242H223V243H222V242L219 243ZM204 241H206V242H204ZM151 242L153 243L154 240H152ZM153 244H154V243H153ZM159 244H160V245H159ZM204 244H205V245H204ZM206 244H207V245H210V246H206ZM221 244H222V245H221ZM28 245H29V244H28ZM28 245H25V246H28ZM170 246H172V247H170ZM216 246H217L218 248H217ZM222 246H223V247H222ZM202 247H204V248L202 249ZM212 247H215L216 250H215L214 248H212ZM230 247L233 248V251H232V252H231V248H230ZM209 248H210V251H209ZM234 248H235V249H234ZM213 249H214V251H212ZM221 249H222V250H221ZM170 250H172V251L174 252V254H173V252L170 251ZM204 250H205V251H204ZM206 250H207V251H206ZM175 251H177V252L180 251V252L178 253V255H176L177 252H175ZM211 251H212L213 253H212ZM215 251H216V252H215ZM219 251H220L221 253H220ZM236 251H237V252H240V255H239V253H236ZM204 252H205V253H204ZM207 252L209 253V256L207 255V254H208ZM210 252H211V253H210ZM226 252H227V253H226ZM228 252H229V253H228ZM233 252H235V253H233ZM192 253H193V254H192ZM215 253H216V255H215ZM217 253H218V254H217ZM224 253H225V254H224ZM231 253H232V254H231ZM204 254H205V255H204ZM226 254H227V255H226ZM191 255H192V256H191ZM219 255H220V256L222 255V256L220 257ZM235 256H238V257H235ZM190 257H191V258H190ZM204 257H205V258H204ZM208 257H210V258H208ZM211 257H212L213 260H211ZM215 257H216V258H215ZM218 257H220V258H218ZM224 257H225V258H224ZM226 257H227V258H226ZM250 257H251V258H250ZM206 258H207V259H206ZM172 259L175 260V258H172ZM202 259H203V260H202ZM216 259H217V260H216ZM242 259H243V260H242ZM248 259H249V260H248ZM250 259H253V260H250ZM149 260H150V261H149ZM192 260L195 261V262H193ZM200 260H201V261H200ZM207 260H209V261H207ZM210 260H211V261H210ZM215 260H216V263H215ZM220 260H221V261H220ZM247 260H248V262H247ZM148 261H149L150 263L152 262L151 264H153V263L155 262L154 260H151V259H148ZM222 261H223V263H222ZM225 261H226V262H225ZM242 261H244V263H243ZM251 261H252L253 263H252ZM246 262H247V263H246ZM250 262H251V263H250ZM154 264H157V262H155ZM258 264H260V263H258Z\"/></svg>","mask_w":264,"mask_h":264}]
</instances>
